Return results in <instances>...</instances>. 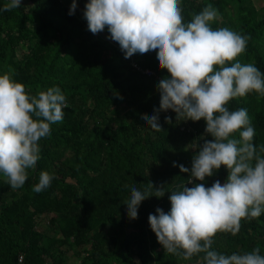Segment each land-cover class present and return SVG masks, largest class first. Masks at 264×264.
I'll return each instance as SVG.
<instances>
[{"label":"trees","instance_id":"1","mask_svg":"<svg viewBox=\"0 0 264 264\" xmlns=\"http://www.w3.org/2000/svg\"><path fill=\"white\" fill-rule=\"evenodd\" d=\"M4 3L0 0V72L11 70L33 93L59 85L69 103L64 119L40 139V159L25 184L13 189L0 174V264H68L70 249L78 251L79 264H193L191 259L204 264L203 252L184 257L167 251L149 225V213L158 206L171 208V190L192 186L190 172L173 161L191 168L205 136L214 138L204 118H178L173 109L159 113L162 128L142 125L160 105L156 85L168 69L159 67L156 54L126 58L107 27L93 33L83 16L86 0H78L74 14L72 0H22L12 9H3ZM209 3L218 9L212 27L250 36L237 59L264 71V15L253 0H182L184 20ZM228 106L248 109L259 150L264 95L252 91ZM42 170L55 175L36 192ZM228 172L222 165L203 182H223ZM156 186L168 190L157 196ZM133 187L152 194L141 202L137 218L127 215L125 204ZM45 216L60 238L41 229ZM213 247L227 254L259 247L264 254V213L242 218L235 235L217 232Z\"/></svg>","mask_w":264,"mask_h":264},{"label":"clouds","instance_id":"2","mask_svg":"<svg viewBox=\"0 0 264 264\" xmlns=\"http://www.w3.org/2000/svg\"><path fill=\"white\" fill-rule=\"evenodd\" d=\"M21 5L22 0H6L3 9ZM77 7L78 0H72L69 14ZM83 16L93 33L107 27L126 58L156 54L159 67L168 69L156 85L160 105L150 117L142 118V125L162 128L159 113L173 109L178 118H204L206 133L214 137L205 136L199 144L191 168L173 161L190 172L193 183L171 190L168 211L158 206L149 213L158 240L167 251L184 257L203 252L204 264H264L259 247L231 254L213 247L217 232L235 235L242 218L264 213V144L258 150L254 143L248 109L228 106L232 98L252 91L264 95V71L237 59L250 36L229 27H212L218 9L211 3L185 21L182 0H86ZM68 103L59 85L33 93L11 70L0 72V174L11 188L28 180L29 169L40 159V139L51 135L52 125L64 119ZM222 165L229 170L223 182H203ZM54 175L42 170L33 190L49 187ZM166 190L156 186L152 194L163 196ZM152 194L131 188L125 202L127 215L137 218L141 202Z\"/></svg>","mask_w":264,"mask_h":264},{"label":"rangeland","instance_id":"3","mask_svg":"<svg viewBox=\"0 0 264 264\" xmlns=\"http://www.w3.org/2000/svg\"><path fill=\"white\" fill-rule=\"evenodd\" d=\"M253 3L255 4V6L260 9L261 11V14L264 15V0H253ZM18 52H21V49L19 48L18 49ZM122 106V105H121ZM51 216H45L43 217L42 221L40 222V227L41 229H45L47 233H49L51 236L53 237H61L62 234L60 232L59 229L53 227L51 225V222H50V218ZM150 225V224H149ZM65 248V247H64ZM66 258H67V262L68 264H79V260H80V257H79V253L78 251H74V250H67L66 251ZM189 263H193V264H199V261L198 260H189ZM181 264H187V263H181Z\"/></svg>","mask_w":264,"mask_h":264},{"label":"built area","instance_id":"4","mask_svg":"<svg viewBox=\"0 0 264 264\" xmlns=\"http://www.w3.org/2000/svg\"><path fill=\"white\" fill-rule=\"evenodd\" d=\"M133 64H134L135 67L140 68V66L138 65L137 62H134ZM145 72L148 73L149 75L152 74V71L151 70H145Z\"/></svg>","mask_w":264,"mask_h":264}]
</instances>
